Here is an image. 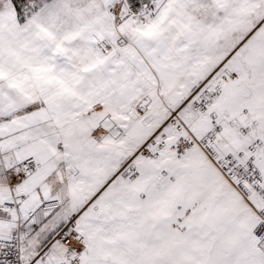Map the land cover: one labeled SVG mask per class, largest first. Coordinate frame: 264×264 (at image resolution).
Listing matches in <instances>:
<instances>
[{
	"label": "snow or ice",
	"instance_id": "1",
	"mask_svg": "<svg viewBox=\"0 0 264 264\" xmlns=\"http://www.w3.org/2000/svg\"><path fill=\"white\" fill-rule=\"evenodd\" d=\"M0 264H264V0H0Z\"/></svg>",
	"mask_w": 264,
	"mask_h": 264
}]
</instances>
